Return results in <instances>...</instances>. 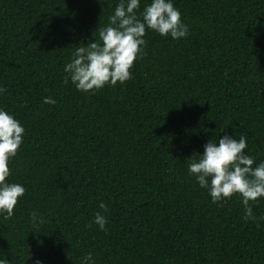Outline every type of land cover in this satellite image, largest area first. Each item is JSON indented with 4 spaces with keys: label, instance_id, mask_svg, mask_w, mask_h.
<instances>
[{
    "label": "trees",
    "instance_id": "trees-1",
    "mask_svg": "<svg viewBox=\"0 0 264 264\" xmlns=\"http://www.w3.org/2000/svg\"><path fill=\"white\" fill-rule=\"evenodd\" d=\"M119 2L0 0V110L24 128L6 182L26 190L0 213V259L264 264V197L245 220L238 194L213 203L187 170L225 135L245 136L253 167L264 162V0H172L186 37L146 30L131 79L65 84L75 48L99 41Z\"/></svg>",
    "mask_w": 264,
    "mask_h": 264
},
{
    "label": "clouds",
    "instance_id": "clouds-1",
    "mask_svg": "<svg viewBox=\"0 0 264 264\" xmlns=\"http://www.w3.org/2000/svg\"><path fill=\"white\" fill-rule=\"evenodd\" d=\"M140 0H120L114 14L109 17L108 26L99 30V41L87 46L81 44L75 48L72 59L64 67V83L69 79L78 91L99 90L106 84L115 86L132 78L130 69L135 60L143 54L146 30L157 32L161 36L180 39L188 34L187 26L181 21L180 12L172 0H151L141 13L136 15ZM6 89L0 88V92ZM48 97L43 103L55 104ZM24 128L12 115L0 110V213L10 218L19 198L25 194V188L18 183H8L10 175L9 160L16 156L23 143ZM246 137L234 139L227 135L218 142H209L204 146L203 155L191 157L188 165L190 175H195L201 188H208L213 203L231 199L234 194L241 197L245 209V220H255L250 202L264 197V162L253 167L254 158L246 155ZM99 208L107 211L105 203ZM33 224L36 213L31 214ZM101 230H105L106 217L97 212L93 221ZM43 224L44 220L40 219ZM91 226V225H89ZM92 260V254L84 257L83 264ZM0 264H10L0 259ZM94 264V262H92Z\"/></svg>",
    "mask_w": 264,
    "mask_h": 264
}]
</instances>
